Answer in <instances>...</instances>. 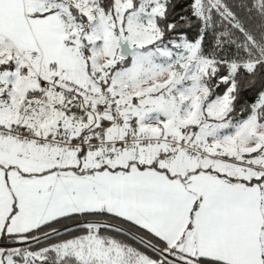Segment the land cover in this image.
<instances>
[{
  "label": "snow or ice",
  "instance_id": "snow-or-ice-1",
  "mask_svg": "<svg viewBox=\"0 0 264 264\" xmlns=\"http://www.w3.org/2000/svg\"><path fill=\"white\" fill-rule=\"evenodd\" d=\"M0 264H264V0H0Z\"/></svg>",
  "mask_w": 264,
  "mask_h": 264
}]
</instances>
